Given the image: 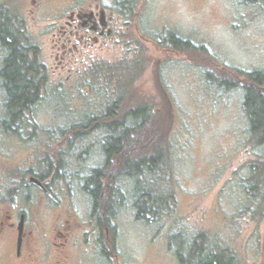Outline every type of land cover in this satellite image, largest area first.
<instances>
[{"label":"rangeland","instance_id":"rangeland-1","mask_svg":"<svg viewBox=\"0 0 264 264\" xmlns=\"http://www.w3.org/2000/svg\"><path fill=\"white\" fill-rule=\"evenodd\" d=\"M132 7V19L111 46L70 57L69 71H46L47 89L19 131L25 139L20 160L31 158L25 168L49 175L50 203L61 210L53 211L54 219L66 209L85 223L92 211L85 182L103 165V154L97 137L73 140L69 148V127L106 106L94 96L103 88L89 87L95 70L125 65L136 71L132 87L155 99L149 103L156 115L159 84L174 112L157 173L112 182L111 212L94 211L101 239L114 243L122 264H179L174 253L189 259L195 241L204 256L226 250L234 264H264V149L250 140L243 89L226 88L229 80L244 84L240 72L264 71V0H134ZM171 34L197 49L174 46ZM137 191L158 201L145 198L152 210L147 221L137 220Z\"/></svg>","mask_w":264,"mask_h":264},{"label":"flooded vegetation","instance_id":"flooded-vegetation-1","mask_svg":"<svg viewBox=\"0 0 264 264\" xmlns=\"http://www.w3.org/2000/svg\"><path fill=\"white\" fill-rule=\"evenodd\" d=\"M132 2L0 0V264H122L114 243L101 239L102 225L93 222L94 211L85 223L66 209L54 219L53 211L61 210H54L56 206L50 203L49 175L39 176L25 168L33 164L31 158L20 160L25 139L17 122L6 124L13 117L3 73L12 65L29 71L34 79L30 92L35 94L37 67L45 73L54 66L69 71L70 57L111 46L132 19ZM41 42L49 46V54ZM34 111L16 113L14 119L32 117Z\"/></svg>","mask_w":264,"mask_h":264},{"label":"trees","instance_id":"trees-1","mask_svg":"<svg viewBox=\"0 0 264 264\" xmlns=\"http://www.w3.org/2000/svg\"><path fill=\"white\" fill-rule=\"evenodd\" d=\"M167 41L178 48L197 49L188 41H183L173 34L167 36ZM202 48L200 49L203 50ZM123 66L118 65L117 70L112 68V70L104 68L95 70L89 87L92 92L98 89V86L103 88L95 92L94 96L99 98L100 104H106V106L95 113H86V120L83 123L77 122L69 127L71 131L69 148L73 140L81 143L91 137L99 138L101 143L103 165L94 169L85 182V189L92 195V211H99V209L110 211L113 204L110 199L107 200L106 192L111 196L116 192L115 189H111L112 182L117 183L122 178H132L134 181L147 180L146 178L157 173L164 161L162 144L166 143L169 134L171 113L174 112L173 103L159 84L158 103H161L164 108L159 105L160 115H156L153 103H149L155 99H151L138 87L139 91L132 87L131 78L136 75V71H130V68ZM107 70L110 71L107 72ZM240 73L245 77L244 84L238 85L235 81L229 80L230 84L226 88L243 89L242 108L248 121L250 140L254 145L264 149V71ZM3 74L8 83L10 98L8 110L13 117L7 119L6 124L10 126L17 122L19 128H15L21 129L25 119L21 118L17 121L14 116L16 113L33 110L34 106L41 101V91L43 88L47 89L46 75L37 67L34 72L35 94H32L30 89L34 79L29 77V71L12 65V68L5 70ZM113 80L116 84L112 90H109ZM87 151L85 149L82 153ZM261 165L264 163L260 164L263 169ZM147 194L144 191L134 193L133 208L136 211L137 220L147 221L148 215L152 216V210L145 209V198L153 203L158 202L154 198L151 199V194ZM262 198L264 200V195ZM168 200L169 198L166 200L167 204L162 205L164 209L168 207ZM196 240L205 239L199 236ZM197 244L195 241L189 253V259L181 255V251L174 253L179 264H234L226 250L217 252L211 250L204 256L201 253V246L196 248Z\"/></svg>","mask_w":264,"mask_h":264},{"label":"bare ground","instance_id":"bare-ground-1","mask_svg":"<svg viewBox=\"0 0 264 264\" xmlns=\"http://www.w3.org/2000/svg\"><path fill=\"white\" fill-rule=\"evenodd\" d=\"M181 257V256H180Z\"/></svg>","mask_w":264,"mask_h":264}]
</instances>
